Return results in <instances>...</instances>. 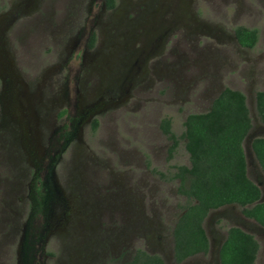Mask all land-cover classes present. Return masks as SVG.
<instances>
[{
  "label": "rangeland",
  "instance_id": "obj_1",
  "mask_svg": "<svg viewBox=\"0 0 264 264\" xmlns=\"http://www.w3.org/2000/svg\"><path fill=\"white\" fill-rule=\"evenodd\" d=\"M71 2L0 0V69L5 65L9 66L8 60L12 58L11 62L14 66L16 62V72L19 75L17 82L25 92H31L36 81L41 83L37 80L41 68L57 65L54 61L56 50L66 51L73 44L71 37L65 36L66 33H52L64 19L69 9L68 3ZM173 5L176 6L173 1L167 0V20L173 15ZM133 7L132 16L143 10ZM21 8L24 9L19 18L23 17L12 29L18 14L11 18L10 13ZM182 8L185 13L181 14L177 21L172 20L170 23L176 22L177 27L167 24V31L161 34L165 36L161 42L138 40L129 45L125 51L126 56L117 57L119 68L125 75L124 82L119 87L123 90L121 102L109 111L107 118L99 122L93 135L88 127H83L81 139L84 143L86 140L89 148L78 144L75 139L63 145V140H58L60 135L54 134L48 142L41 145L40 142L45 136L42 130L36 127L37 121L29 119L28 116L22 123L30 127V131L18 136V151L9 153L8 161L0 158V264H11L17 257L20 237L26 230L25 222L30 211L31 201L27 185L31 181L32 173L37 170L40 180L54 175L56 189L67 194L60 176L63 168L66 169L64 173H68V166L63 167V164L68 165L75 158H79L78 162L83 163H77L78 166H86L79 182L83 184L86 179L88 184H83L82 193H86V196L76 207L77 213L72 218L74 222L83 221L84 214L90 218V225L96 227L98 233L105 227L107 230L120 227L126 215L117 212L122 200L119 189H126L136 194V199L141 201L145 210V220L151 222L149 228L139 227L137 236L142 237L147 246H157V249L162 246L157 238L161 234L165 235V231L170 233V218L179 213L182 200L176 193L177 182L168 179L167 194L157 198L150 178L159 176L153 170H162L167 161L168 176L173 173L171 163L188 165L185 139L180 137L184 131L186 116L207 111L218 92L232 79L241 82L244 87L237 88L233 85L231 88H236L247 97L246 104L251 117V128L243 142L247 176L257 184L261 200L264 201V173L249 144L253 138L264 136V124L256 114L254 101L255 92L264 90V0H184ZM38 11L41 14H38ZM70 12L71 9L68 13ZM59 14L62 15L61 18H58ZM30 15L32 16L29 17ZM164 18L165 16L157 17L155 23L159 28L164 26ZM73 21L76 25H82V18H73ZM239 26L257 30L254 47L243 48L238 43L234 31ZM98 29L101 32L95 51L101 52L102 48L104 49L106 30L103 24H99ZM16 40L18 52L13 48V42ZM151 50L154 51L149 53ZM64 53H61L62 58ZM50 55L52 57L48 58ZM17 62L29 72H23ZM162 63L172 68L168 74L159 72V69L163 68ZM152 64L157 66L153 69ZM61 73L64 74L65 71ZM253 73H259L255 84ZM55 89L62 91L63 88ZM32 93L37 94L40 101L43 100L42 88H37ZM20 99L24 98L20 95ZM2 110L0 105V112ZM27 114L29 113L22 108L20 116L24 118ZM164 117L170 119L171 130L177 135L178 145L171 159L166 156V147L170 141L159 127ZM2 124L0 122V127ZM54 124L60 125V122ZM35 142L40 147L37 150L39 157L31 158L27 148L35 147ZM14 159L17 166L25 171L21 178L18 174L20 171L4 169L7 167L5 164L14 165ZM151 162L154 167L151 164L147 166V163ZM50 184L47 188L46 206L38 207L35 211L36 218L33 220L34 224L39 225L38 228L42 226L45 217L60 208L55 202L57 191L53 188V183ZM17 188L19 191H16ZM86 197L90 199L89 206L84 203ZM189 202L188 200L185 204ZM80 212L83 214L80 215ZM243 219L245 218L240 207L223 206L212 210L207 216L206 228L210 246L215 247L210 253L198 255L184 264L216 263V244L225 237L230 226L240 227L255 237L259 250L253 264H264V226L248 219L246 220L251 224L245 225ZM14 221L19 222L16 231H13ZM71 226L70 224L67 228L58 230L44 246L42 257L48 258L46 264H54L51 260L60 259L61 247L63 241L71 234ZM8 229L11 234H7L5 238ZM135 240L109 249L106 263L118 264L128 259L135 247ZM27 245L28 249H24L27 261L25 264H30L33 251L29 249V237ZM126 253L128 254L124 257ZM168 259L167 264H173L170 256Z\"/></svg>",
  "mask_w": 264,
  "mask_h": 264
},
{
  "label": "flooded vegetation",
  "instance_id": "obj_2",
  "mask_svg": "<svg viewBox=\"0 0 264 264\" xmlns=\"http://www.w3.org/2000/svg\"><path fill=\"white\" fill-rule=\"evenodd\" d=\"M17 1L20 2L23 0ZM71 1V3H68V12L70 9L71 12L68 13L66 11L64 19L61 20L59 25L52 30V33H66L65 36L71 37L73 44L66 51L63 49H60V52L56 50L54 61L57 65L41 68V71L37 76V80L41 82L40 84L36 81L32 91L25 92L24 88L17 82L19 75L16 72V62L14 61L15 66L11 62L12 58L8 60L9 66L5 65L0 69V105L3 109L2 112H0V122L3 123L0 127V158L3 161H8L7 159L10 158L8 156L9 153L18 151V136L20 137L21 134H27L26 132L30 131V127L22 124L26 121L28 116L29 119L33 118L37 121L36 127H39L45 136L43 141L40 142L41 145L44 142H48L51 135L54 134L60 135L58 140H63V145H67L69 141L75 139V142L78 144H84L86 148H89V146L86 145V140L84 143L81 139V135H83V127H88L90 134L93 135L98 129L97 127L99 122L101 123L105 118H107L109 116V111L116 104L121 102L120 99L123 90H121V88L119 89V87L121 83L124 82L123 79L125 75L119 68L117 57H122L123 55L126 56L125 51L129 45L133 42H137L138 40L154 43L161 42L162 37H165L161 34L167 31V24L170 26L175 25V27H177V23L175 22L174 24H170L171 21H177V18L180 17L181 14L185 13V9L182 8L184 0H169V2L173 1L176 6L181 5V7H176L174 5L171 6L173 15L168 20L167 0ZM133 6L143 8V10L132 16V11L134 10ZM50 8H52V5ZM23 9L24 8H21L19 11L17 10L10 13L11 18L15 15L17 16L18 14V18L13 22L14 24L12 29L16 27L22 19L23 16L19 18V14L23 12ZM37 13L41 14L39 11ZM158 16H165L163 22L164 26L161 28H159V25L155 23ZM61 17L62 15L59 14L58 18ZM73 18H82V25H76ZM68 21H70L69 24H67ZM99 24H103L106 30L105 37L103 39L104 49L102 48L101 52L95 51V46L101 32L98 29ZM234 36L237 39L235 31ZM18 39L19 38H17V40ZM17 40L13 42V48L16 52H18V47H16V44H18ZM241 47L250 48L242 45ZM153 51L154 50H151L149 53H152ZM62 52H65L63 54L64 58H62ZM47 57L50 58L52 56L50 55ZM17 63L18 67L23 72L27 73L28 70H24V67L19 66V62ZM152 65L153 69L157 66V64ZM168 66L169 65L167 64H163V68L159 69V72H166L168 74V71L172 69ZM61 71H65V73L62 74ZM261 73H263V71H261ZM132 74L133 73L131 72V75ZM258 76L259 73L252 74L254 84L257 83ZM19 82L21 81L19 80ZM226 84L227 86L223 87L218 92L217 96L226 87L231 88L233 85L237 88L240 86L243 87L241 82L233 79L228 80ZM37 88H42L43 90L44 97L42 101H40L37 94L32 93L34 90H37ZM55 88L63 89L62 91H56ZM231 89L237 90L236 88ZM20 95L24 99L21 100ZM246 98L247 97L245 96V101H247ZM22 108L26 113H29L25 115L24 118L20 116ZM167 119L169 120L170 131L173 133L171 130V121L167 117L161 119L159 127L162 134L170 141L169 146L166 147V156L171 159L176 152L178 141L174 144V141L169 138V134L164 131L163 122L165 120L167 121ZM55 122H60V125L54 124ZM173 134L176 136L177 140V135L175 133ZM181 136L182 134L180 137ZM173 144L174 146L171 149ZM39 148L40 147L37 142H35V147L27 148L29 156L31 158H38L39 156L37 155V150ZM78 159L79 158H75L68 163V165L63 164V167L68 166V173L65 174L64 171H66V169L63 168L62 176H60L67 194L56 189L54 175H50L49 177H45L43 180H40L37 176V170L32 173L31 181L27 185L28 197L31 202H29L30 211L25 222L26 230L23 231L24 233L20 237V246L18 247L17 257L12 260L11 264L27 263L25 260L24 249H26L25 247L28 249V237L31 239L29 249L33 251L30 264H46V262H48V258L45 256L44 258L42 257L44 246H46L50 238L58 232V230H63L70 224L72 225L71 234L65 241H63L60 259L51 260L54 264H107L106 259L109 255V249H112L113 247H121L124 244L131 243L135 239V247L133 248L132 254L128 259H125L118 264H128L138 250L144 251L150 255L160 256L165 264L168 263L169 256L173 264H184L198 255H206V253H210V250H213L215 247L210 246V240L206 228L207 216L212 211L211 210L202 222V226L208 239V250L206 252L190 255L179 262L176 261L174 256V230L180 217L185 212V203L188 201L187 197L179 191L180 184L182 182L180 177L182 171L179 170V167L186 165L171 163L170 166L173 173L167 176V161H165L166 167H163V171L158 168L153 170V172L159 177H151L150 181L152 182L157 198L167 194V179L169 181H176V193L182 200V205L179 206L181 208L179 213L174 214L176 215L175 218H173L174 215L170 218V233L167 234V231H165V235L161 234L158 236L157 240H159V245L162 243V246H158V249L157 246H147V244L143 242L144 239L137 236V229L139 227L149 228L151 222L145 220V210L141 201L136 199V194H133L131 191L126 189H119V194L122 196V200L119 206L120 209H118L117 212L122 213L123 216L126 215L123 218V223L120 227H112L109 230L105 227L99 230L101 233H98L97 228L90 225V218L86 217L81 212L80 215L83 214V221L78 220L77 222H74L72 218L73 215H76L77 213L76 207L78 204L82 203L83 197L86 196V193H82L83 184H88L86 183V179L83 184L79 182L80 175L84 174L86 166H78L77 163H81L78 162ZM13 163L14 165L12 166L11 164H5L7 167L4 169L11 168L16 172L20 171L18 174H20V178L23 177L25 172L24 169L17 166L15 159ZM150 164L154 167L152 162L147 163V166L149 167ZM189 166L190 161L186 167ZM18 174L17 176L19 177ZM50 183H53V188L57 191L55 202L57 207L60 208L57 209V211H53L48 217H45L42 221V226L40 225L41 227L38 228L39 225L34 224L33 220L36 218L35 211L38 207L43 208L46 206L47 188L51 186ZM16 191H19V188H17ZM6 195L9 196L8 193H6ZM117 200L118 202L120 201L119 199ZM84 203L89 206L91 204L90 199L86 197ZM223 206L240 207L241 213L245 218L243 219L245 225L251 224L246 219L260 225L254 219L243 214L242 206L236 203H230ZM251 206V204L247 205L248 208ZM18 224L19 222L14 221L13 231L17 230ZM227 230L225 237L216 244V248L218 247L217 262L214 264H220L219 250L221 244L226 238ZM5 234L6 238L7 234H11L10 230L8 229ZM9 241L10 240H8V242ZM100 241H102V243ZM127 254L128 253L123 256L125 257ZM6 263L8 264V262ZM110 264L114 263L110 262Z\"/></svg>",
  "mask_w": 264,
  "mask_h": 264
},
{
  "label": "trees",
  "instance_id": "obj_3",
  "mask_svg": "<svg viewBox=\"0 0 264 264\" xmlns=\"http://www.w3.org/2000/svg\"><path fill=\"white\" fill-rule=\"evenodd\" d=\"M238 42L253 47L257 30L235 28ZM255 110L264 124V90L255 94ZM182 137L190 166L182 171L179 191L190 201L174 230L176 261L208 250V239L202 222L208 212L223 205L242 206L245 216L264 226V202H258L260 190L247 176L243 140L251 128V117L245 95L226 87L213 100L209 110L190 113L184 121ZM164 131L176 143L169 120L163 122ZM174 144L171 146L173 148ZM251 148L264 172V137L252 140ZM186 178V179H184ZM251 204V207H247ZM259 243L255 237L238 227H230L219 250L220 264H253ZM128 264H165L158 255L138 250Z\"/></svg>",
  "mask_w": 264,
  "mask_h": 264
},
{
  "label": "water",
  "instance_id": "obj_4",
  "mask_svg": "<svg viewBox=\"0 0 264 264\" xmlns=\"http://www.w3.org/2000/svg\"><path fill=\"white\" fill-rule=\"evenodd\" d=\"M249 133V132H248ZM247 136V135H246ZM259 137H264V136H259ZM256 138V137H255ZM245 139V138H244ZM254 139V138H253ZM252 139V140H253ZM252 140H250V142H249V144H250V146H251V143H252ZM243 142H244V140H243ZM252 149V148H251ZM254 154V153H253ZM259 164V163H258ZM260 166V165H259ZM264 173V172H263ZM259 202H264V201H262L261 200V196L259 197V200H258ZM218 249V248H217ZM218 251V250H217Z\"/></svg>",
  "mask_w": 264,
  "mask_h": 264
}]
</instances>
